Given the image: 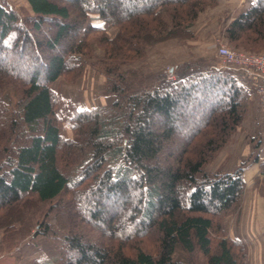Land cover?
<instances>
[{
  "label": "trees",
  "instance_id": "trees-1",
  "mask_svg": "<svg viewBox=\"0 0 264 264\" xmlns=\"http://www.w3.org/2000/svg\"><path fill=\"white\" fill-rule=\"evenodd\" d=\"M27 3L25 14L0 5V251L43 237L57 245L58 264H197L198 255L203 264H248L220 219L238 211L242 174L260 144L231 171L204 170L241 124L247 90L205 58L157 74L131 66L157 44L193 38L190 28L216 0ZM222 36L236 49H264V0ZM86 65L115 98L72 108L66 138L51 86L74 83ZM259 172L252 187L264 199L262 164Z\"/></svg>",
  "mask_w": 264,
  "mask_h": 264
},
{
  "label": "rangeland",
  "instance_id": "rangeland-1",
  "mask_svg": "<svg viewBox=\"0 0 264 264\" xmlns=\"http://www.w3.org/2000/svg\"><path fill=\"white\" fill-rule=\"evenodd\" d=\"M251 1L253 0H216L214 6L205 9L203 12L199 14L194 25L192 26V28H190L193 38L187 40H171L157 44L147 51L145 57L142 60L133 63L131 66L135 69H139L144 74H150V73L157 74L163 70H167L168 68L174 66L175 64L173 63H176V61H181V60L193 61L198 58H205L209 60L211 63L215 64L217 68L228 69V67H226L223 64L221 58H219L216 55V48L220 43L229 46L222 36L223 25L227 24L229 20L233 19ZM22 10H24V14L29 13V11L23 7ZM96 20H98L96 16L94 15L90 16L89 21L91 23L97 24ZM100 22H101L100 26L104 27V29L107 26L109 32L113 33L114 31H116L115 28L109 25H104L102 21ZM111 28H113L114 30H112ZM113 35H109V36L112 37ZM35 37L43 38V40H46L47 38L44 34L39 36L36 35ZM90 45L94 55L97 56L101 54V51L95 39L91 41ZM163 46L165 47L164 49ZM229 47L235 50L244 51L248 53H256V54L264 53V49L258 52H253V51H246L241 48L236 49L233 48L232 46ZM159 48L161 50H159ZM30 58L31 56L27 52L22 59L23 63L29 62ZM51 88L58 100V107L56 111L59 114V116L63 118L60 128L61 134L66 138L71 137V130L66 122V117L68 116L67 113L72 108L76 110H89L95 107H99V108L108 107L111 105V103L115 98L114 95L105 93L104 76L95 73L89 65H86L82 75L74 83H68L64 79H59L54 84H52ZM254 98L261 112H264V110L260 107L257 101V96L255 94H254ZM240 125L237 127L235 133L233 134L231 141L228 144H226L216 154V156L210 163L205 165L204 170L206 172L208 173H214L218 171L227 172L224 171L225 168L228 167V163H229L228 156H226L227 155L226 151L228 150V147H230L231 144L238 142L239 136L237 133L240 128ZM244 140L240 141L239 144L243 145L245 143ZM246 142L251 143L252 148L254 147V145L260 144L258 142V137H254L252 139L248 138ZM224 157L227 158L224 161H222ZM252 185H253V181L250 187L254 189ZM241 201H242V197H241ZM236 213L222 217L220 219V224L222 226V229H223L222 223L224 224V220L227 221L228 219L229 220L232 219L231 217L236 215ZM1 230L2 229H0V238L2 232ZM225 236L228 237L226 233ZM28 240H32V239L27 238L20 245H22L24 242ZM33 242H35L34 244H37V246H34V248H38V252L37 250L36 252L38 254H44L46 256L44 259L45 262L49 264H58L57 258H58L59 250L56 244L43 237H37L36 239H34ZM6 257L12 259L14 263L16 262V259L12 255L6 254L2 256L4 260L1 259L2 262L5 261L4 264H8V262L5 260ZM196 263L203 264V258L200 255L197 256Z\"/></svg>",
  "mask_w": 264,
  "mask_h": 264
},
{
  "label": "crops",
  "instance_id": "crops-1",
  "mask_svg": "<svg viewBox=\"0 0 264 264\" xmlns=\"http://www.w3.org/2000/svg\"><path fill=\"white\" fill-rule=\"evenodd\" d=\"M1 4H8L15 10L23 7L29 11L27 0H0ZM96 22L97 24H92L101 25L100 21L96 20ZM111 29L114 30L113 28ZM105 30L109 35H113L115 32H109L107 26ZM159 50L161 49L159 48ZM185 61L189 62V60H181L173 64L176 65ZM228 68L231 69L236 81L247 90L248 102L245 118L237 133L239 136L238 142L231 144L226 151L229 163L224 171H231L250 155L253 148L251 143L246 142L248 138L258 137L260 146L256 151L258 162L250 164L244 169L242 174L245 189L239 210L236 215L231 217L232 219L224 220L222 225L229 238L239 239L244 243L247 250L248 264H264V199L256 190L250 187L252 181L259 176L260 164L264 166V112H261L254 98L256 89L260 84L264 83V77L249 70ZM242 140L245 143L240 145L239 143ZM226 158L224 157L222 161ZM33 241L34 239L28 240L8 253L0 251V261L3 259V255L9 254L16 259V262L14 263L12 259L6 257L5 260L8 264H49L44 261L46 257L44 254L37 253L38 248H34L37 244H34L35 242Z\"/></svg>",
  "mask_w": 264,
  "mask_h": 264
},
{
  "label": "built area",
  "instance_id": "built-area-1",
  "mask_svg": "<svg viewBox=\"0 0 264 264\" xmlns=\"http://www.w3.org/2000/svg\"><path fill=\"white\" fill-rule=\"evenodd\" d=\"M216 55L221 58L226 67L249 70L264 77V53L239 51L220 43L216 48ZM255 95L260 107L264 110V83L258 86ZM4 263L5 261H0V264Z\"/></svg>",
  "mask_w": 264,
  "mask_h": 264
}]
</instances>
